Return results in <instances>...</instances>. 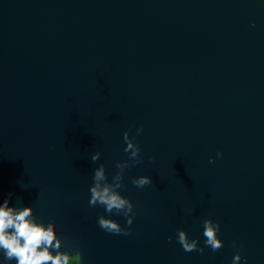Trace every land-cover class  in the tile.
Masks as SVG:
<instances>
[{"label":"water","instance_id":"water-1","mask_svg":"<svg viewBox=\"0 0 264 264\" xmlns=\"http://www.w3.org/2000/svg\"><path fill=\"white\" fill-rule=\"evenodd\" d=\"M126 131L141 148L127 236L98 225L127 217L89 205ZM5 199L55 221L80 264H264V0H0ZM205 219L223 247L184 251L177 229L204 247Z\"/></svg>","mask_w":264,"mask_h":264},{"label":"clouds","instance_id":"clouds-1","mask_svg":"<svg viewBox=\"0 0 264 264\" xmlns=\"http://www.w3.org/2000/svg\"><path fill=\"white\" fill-rule=\"evenodd\" d=\"M143 132V126L137 129V135ZM123 139L126 143L124 152L128 153V159L117 161L118 171L108 180L106 167L100 164L94 171L93 184L90 187L91 207L100 205L105 208L109 214H116L127 217L125 227H122L116 220L101 215L98 218V225L107 233L117 235H131V228L136 212L134 204L126 196L121 194L124 188L125 169L132 167L141 160V148L136 143V138L125 132ZM101 153L96 152L92 161L99 160ZM222 156V153H217ZM153 160L154 157H150ZM213 162L210 160V163ZM152 177L142 175L132 179L133 186L144 188L152 184ZM9 193V198L11 197ZM220 223L212 219L203 221L204 247L199 246L198 239L189 238L184 229H177V243H179L186 252L199 251L204 252L205 247H210L213 252L223 247V241L218 237ZM171 243V237H169ZM64 247L63 238L56 232L55 221H49L45 224L38 222L31 206L13 207L9 206V199H5L0 204V252L3 253L6 261H16V264H80L81 256L79 252L69 253L62 251ZM233 247H238L233 242ZM247 264L246 257L242 256L241 251H237L233 257L232 264Z\"/></svg>","mask_w":264,"mask_h":264}]
</instances>
